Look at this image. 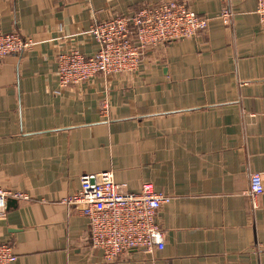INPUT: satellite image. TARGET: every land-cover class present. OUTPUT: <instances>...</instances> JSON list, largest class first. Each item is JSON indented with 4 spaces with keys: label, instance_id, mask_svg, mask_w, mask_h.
<instances>
[{
    "label": "crops",
    "instance_id": "1",
    "mask_svg": "<svg viewBox=\"0 0 264 264\" xmlns=\"http://www.w3.org/2000/svg\"><path fill=\"white\" fill-rule=\"evenodd\" d=\"M167 0H0V32L35 44L0 62V242L12 264H264V28L255 0H178L205 31L146 52L134 73L60 88L56 55L90 56L101 20ZM230 13L229 21L220 18ZM111 171L128 192L168 195L162 250L105 263L62 199ZM261 174L263 193L248 195Z\"/></svg>",
    "mask_w": 264,
    "mask_h": 264
},
{
    "label": "built area",
    "instance_id": "2",
    "mask_svg": "<svg viewBox=\"0 0 264 264\" xmlns=\"http://www.w3.org/2000/svg\"><path fill=\"white\" fill-rule=\"evenodd\" d=\"M255 13L264 28V0H255ZM220 18L229 21L230 13ZM208 19L195 14L185 1L167 0L145 4L127 15H114L94 23L85 33L98 45L90 56L76 50L56 55V76L60 88L79 86L97 75L134 73L146 52L170 42L190 39L205 31ZM34 42L17 32H0V62L7 56H22ZM263 193L261 174L249 177L251 199ZM20 192L0 187V223L10 200L26 199ZM170 197L154 190L148 183L138 192H128L114 182L111 171L80 177L78 190L62 199L67 206L78 207L88 222V241L99 250L105 263L137 249L162 250L165 234L158 213ZM16 257L11 245L0 242V264H12Z\"/></svg>",
    "mask_w": 264,
    "mask_h": 264
}]
</instances>
